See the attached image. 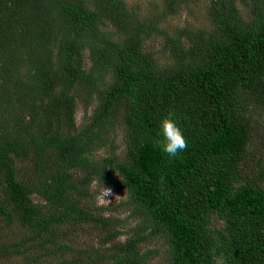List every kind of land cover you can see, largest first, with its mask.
<instances>
[{"label": "trees", "instance_id": "trees-1", "mask_svg": "<svg viewBox=\"0 0 264 264\" xmlns=\"http://www.w3.org/2000/svg\"><path fill=\"white\" fill-rule=\"evenodd\" d=\"M190 1L143 14L127 0H0V220L28 233L12 253L35 241L86 253L61 238L116 224L91 206L97 182L126 191L138 221L83 261L146 264L155 250L138 245L162 238L164 264H264V159L242 170L264 133V0H207L204 22L169 32ZM159 37L164 61L147 46ZM168 112L188 142L180 158L157 145ZM120 134L121 157L93 156ZM106 232L103 244L122 233Z\"/></svg>", "mask_w": 264, "mask_h": 264}, {"label": "rangeland", "instance_id": "rangeland-1", "mask_svg": "<svg viewBox=\"0 0 264 264\" xmlns=\"http://www.w3.org/2000/svg\"><path fill=\"white\" fill-rule=\"evenodd\" d=\"M130 5H135L141 8L143 14H147L151 9L152 5L155 2L159 5L161 0H127ZM207 0H199L197 4H193L192 1L188 2L187 6L192 9V12L189 11V8L185 5L179 12L175 15L169 16L165 23L164 27L166 26L167 30L171 32L174 28L183 27L186 23H193V24H200L203 21V11L202 7L206 4ZM162 38H152L148 40L147 46L149 49L156 50L159 53L156 56L160 57L161 61H164L165 58L162 56V50H159ZM251 120L253 124H258L255 120V117L252 115ZM76 123L80 124L84 121V114L80 106L76 109ZM260 129V128H259ZM118 137V138H117ZM122 135L115 136V140L117 138L116 144L119 143L117 148H100L94 152L93 156L96 159H101L107 155H113L115 157H121L122 153L124 152L125 148L122 145L121 140ZM262 158L264 159V133L261 131H254L252 133V138L249 145V152L247 154L246 159L242 163V170L244 174L249 175L250 177L254 176V173L257 172V165L256 161ZM107 188V187H105ZM109 189V188H108ZM111 190V195L102 198V194L104 191V186L98 184L97 182H93L90 185V191L92 193L91 197L88 198L91 202V206H93L97 210V213L100 216H104L106 218L112 219L115 221L116 224L111 225L109 229L106 231L111 230H121L122 233L116 237L111 242H107L103 244L102 238L104 237L107 232L100 228L97 229H85L84 232L77 234L75 232L65 233L66 235L62 236V242L68 243L71 247H76L78 249H84L86 253L82 254H74L71 251H67L65 253H61L60 251H50L46 252L45 249L33 245L37 244L40 241L35 242H27L23 246L19 247V253H12L10 248H6V244L9 243H17L23 235H27L26 229H21L19 226L17 227H7L4 228V223L0 220V264H73L71 261L76 258L80 259L79 264H94L88 263L87 261H83L84 258L94 257V253L91 250L98 249L100 247L101 250L98 252L104 253L103 247L109 246L114 243H121L123 242L128 236L132 235L129 233L130 229H132L138 221L137 217H133L129 215V206L124 204L127 200V193L126 191L117 192L113 189ZM32 199L34 201H42V199L36 195H32ZM108 207V208H107ZM107 208V209H106ZM33 245L31 246L30 245ZM5 245V248H4ZM51 247L52 245H48ZM141 250H148L154 249L155 251L147 260L146 264H164L165 263V245L163 244L162 238H152V239H145L140 242L138 245ZM89 251V252H88ZM10 253V254H7ZM95 264H110L108 259H100L95 262Z\"/></svg>", "mask_w": 264, "mask_h": 264}, {"label": "clouds", "instance_id": "clouds-1", "mask_svg": "<svg viewBox=\"0 0 264 264\" xmlns=\"http://www.w3.org/2000/svg\"><path fill=\"white\" fill-rule=\"evenodd\" d=\"M158 136L160 139L157 141V145L169 158H180V154L188 148V142L183 135L182 128L172 112L161 116L158 123ZM110 195L111 190L104 187L102 198Z\"/></svg>", "mask_w": 264, "mask_h": 264}]
</instances>
